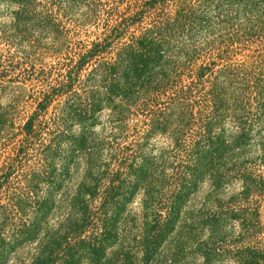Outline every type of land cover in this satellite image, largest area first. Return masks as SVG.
Masks as SVG:
<instances>
[{"label":"rangeland","instance_id":"374dc122","mask_svg":"<svg viewBox=\"0 0 264 264\" xmlns=\"http://www.w3.org/2000/svg\"><path fill=\"white\" fill-rule=\"evenodd\" d=\"M233 1H187L185 29L153 75L154 82L180 76L172 80L176 89L168 84L151 98L146 94V105L120 95L108 101L103 84L87 80L90 65L75 90L81 107L100 99V109L75 117L74 92L39 106L57 79L55 63L65 57L52 48L103 37L113 19L128 16L133 0H0L3 264L27 261L40 248L52 253L58 238L73 234L84 246L72 264H239L242 250L261 247L264 109L248 107L258 103L220 71L251 61L262 45L250 39L221 53L232 29L246 26L229 12ZM167 12L174 16L175 8L169 4ZM152 15L146 13L143 26ZM124 31L101 62H112L136 30ZM200 67L209 69L198 79ZM91 89L94 97L84 94ZM21 185L37 187L30 201L17 198ZM8 189H16L9 203ZM14 202L25 208V227L9 213Z\"/></svg>","mask_w":264,"mask_h":264},{"label":"trees","instance_id":"16d2710c","mask_svg":"<svg viewBox=\"0 0 264 264\" xmlns=\"http://www.w3.org/2000/svg\"><path fill=\"white\" fill-rule=\"evenodd\" d=\"M187 1L188 0H133V6L130 7L131 10L127 12L128 16L124 14L122 17H119V19H113L112 22L114 23L109 25V29L104 31L102 34L103 37L99 36L89 44H80L78 48L74 47V49L69 45L64 48L59 44L54 45L52 52L60 55L62 54L61 51H63L65 57L63 60L55 63L56 66H60L57 72V79L53 85H49L43 92V99L39 104L40 108L45 109L46 105L49 104L53 97L68 96L70 93L74 92L71 96L74 98V101L70 108L75 114V117H80L81 114L86 116L91 113L92 115L99 111L101 104L97 101L99 100L101 102L100 99L92 100L89 105L85 107H81V104L78 102L80 95L77 94V90L80 89L81 84H85V80L82 78L83 76L85 77L83 71L85 67L90 65H94L95 67L87 75V80H94V82H98L99 85L103 84L102 86L105 89L104 94H106L105 99L108 101H112L114 97L120 95V97L125 98V101H128L130 97V100L135 98L134 101L138 100L137 102H142V105H146V102L150 100L143 97L146 94L151 98L153 94L166 91L165 89L168 88V84L176 89V85L172 84V80L174 81L180 76L174 75L172 80L170 76H163L160 81L154 82L153 75H156V68H159L163 63L164 55L170 52L166 51V48L169 46L172 39L182 34L185 29L184 24L188 19L187 16H183V14L185 11H187V13L190 12ZM217 2H219V0H217ZM169 4L175 8L174 16H171L169 12L164 13ZM160 7L163 9L161 13L158 12L153 17L152 13L161 10ZM147 12L152 15L153 19L152 22L148 23L149 25L143 26L142 23L147 19ZM229 12L234 13L236 19L241 17L246 22V26L232 29L234 34L227 39L229 44L227 48L221 50V53L223 55L234 53L235 51L232 48H228L229 46L238 43L243 44L245 47L246 42L250 39H257L261 42L262 49L258 52V55L251 57V61L226 65L220 72H224L226 76L230 78L229 81L231 83L243 87L241 91L245 95H248V101L255 100L254 102L258 103V105L249 103L248 107H256L258 110H260V108L264 109V0H234ZM131 27H134L136 31H132L130 37L126 39V42L119 45L120 48H118L116 58H114L112 62H101V55L108 53V47L111 42L114 41L121 32L125 30V33ZM215 50L218 51L219 48L216 47ZM174 52L176 53V51ZM208 69L209 67H200L198 69L199 72L196 74L197 78L203 77L204 72ZM99 72L101 73L99 74ZM96 76H98L97 80L95 79ZM120 81H122V83H120ZM119 86L124 88L121 94H119ZM100 87L101 85L97 88ZM75 88H77V90H75ZM92 90L93 89L85 91L84 94L93 95ZM183 92L184 91H180L179 94L182 95ZM139 94H142V98L138 97ZM33 126V120L30 119L26 123L25 129L29 132L32 130ZM28 181L29 179L26 180V182ZM3 186V183L0 182V188ZM36 189L37 187L32 185H21L16 196L20 201L25 197L30 201L32 197L31 194ZM9 191L8 189L7 193H5L7 203L13 201L16 189L8 193ZM245 191V193L248 194V189ZM250 191L256 192V188ZM260 192H264V182L263 187L259 189V194H261ZM248 196L245 197V202L249 201ZM3 206L4 204L0 202V209ZM247 212L248 215L251 214L250 207L247 209ZM9 213L12 214V216L19 215V218L24 215L25 208L22 207V202L21 204L19 202H14L12 209H9ZM24 221L25 220L21 218L19 220L23 227L26 226ZM75 235L76 234L64 235L58 238L52 245V253L45 255L43 249L40 248V250H36L27 261L19 259L18 264H72L74 252L80 248L82 249L84 246V240L82 239H77L74 243ZM224 252L225 250L221 249L220 254ZM4 253V246H0V264L5 262ZM216 253L217 254L214 253L216 256L220 255L218 254L219 252ZM239 262L241 264H264V239L261 247L242 250Z\"/></svg>","mask_w":264,"mask_h":264}]
</instances>
